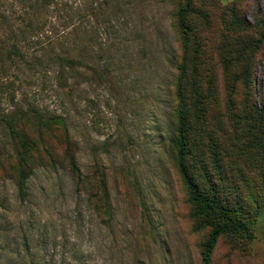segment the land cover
Returning a JSON list of instances; mask_svg holds the SVG:
<instances>
[{"label": "rangeland", "instance_id": "obj_1", "mask_svg": "<svg viewBox=\"0 0 264 264\" xmlns=\"http://www.w3.org/2000/svg\"><path fill=\"white\" fill-rule=\"evenodd\" d=\"M182 5L0 0V264H202L212 227L177 170L178 96L195 183L247 227L210 264H264V0H193L185 63ZM51 118L79 179L64 143L37 139ZM10 127L34 144L22 160Z\"/></svg>", "mask_w": 264, "mask_h": 264}, {"label": "trees", "instance_id": "obj_2", "mask_svg": "<svg viewBox=\"0 0 264 264\" xmlns=\"http://www.w3.org/2000/svg\"><path fill=\"white\" fill-rule=\"evenodd\" d=\"M194 13L193 0H183V5L179 9L176 14L177 20V28L179 34L181 35L183 46H184V56L182 62H188L189 60V24L188 19ZM236 53L242 52L241 50H236ZM242 55V54H240ZM200 55L198 53H194L193 51V59L196 62H200ZM192 59V61H193ZM194 62V61H193ZM183 63V64H184ZM180 96L177 97L179 101L176 106V136L171 140L175 150V160L177 164V170L181 180L187 190L188 200L191 206L193 207L197 216L206 220H202L212 227L207 240L203 246L201 251V262L202 264H210L212 252L217 244L219 237L226 233H245L247 231V227L243 223H237L234 221V218L230 214V212L222 205L215 204L208 195L203 193L193 179V175L187 163V157L189 155L188 150V141L187 136L189 132V121L186 113L182 109V104L184 101H181ZM262 119V123L264 125V115L258 113ZM51 121V122H50ZM50 123V124H49ZM60 125V126H58ZM10 134L20 139L21 145L25 150H20L18 154H20L19 160H22L27 150L34 146V144L28 143V137L24 133L15 132L9 129ZM42 132H44L42 134ZM37 139H41L43 136L48 135L51 136L56 141L61 142V144H65L66 147L63 151V158L67 161V171L70 173V177H76L77 179L81 176V169L78 167L76 162V143L70 138L69 131L64 123V121L58 122L57 120L51 118L49 122H47L46 128L44 131L38 130ZM19 142V141H18ZM51 161L55 158L51 152L49 154ZM22 165H24L22 163ZM24 167H26L24 165ZM94 170V169H93Z\"/></svg>", "mask_w": 264, "mask_h": 264}]
</instances>
